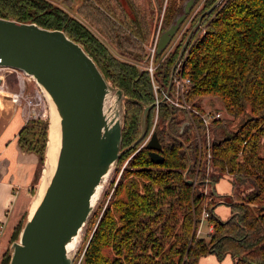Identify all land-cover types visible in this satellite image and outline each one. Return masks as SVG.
I'll list each match as a JSON object with an SVG mask.
<instances>
[{
	"label": "trees",
	"instance_id": "16d2710c",
	"mask_svg": "<svg viewBox=\"0 0 264 264\" xmlns=\"http://www.w3.org/2000/svg\"><path fill=\"white\" fill-rule=\"evenodd\" d=\"M123 1L120 12L127 15L125 19L116 20L97 0H83L77 12L128 60L114 55L84 23L56 5L70 7L76 0H0V17L62 30L84 48L126 98L121 143L125 149L140 135L143 107L153 105L154 96L147 71L139 69L146 58L143 44L150 26L133 0ZM213 1L204 0L201 11ZM177 3L168 0L163 31L181 11L182 3ZM200 26L204 32L192 34L181 57V74L190 80L184 99L200 110L203 101L213 108L217 100L235 127L228 118L211 124L208 162L198 118L160 104L154 132L163 162L153 163L146 148L134 153L136 146L122 154L119 166L128 161L74 263L80 259L79 264H197L209 254L218 260L229 254L234 264H264V0H221ZM183 38L158 64L156 79L162 87L168 83ZM153 119L154 107L146 115L145 134ZM26 120L17 143L21 151L37 156L39 171L47 121ZM190 121L198 128L200 147ZM224 175L230 178L233 200H224L230 213L221 220L214 208L222 202L216 201L211 184ZM206 186L208 192L203 190ZM203 220L211 225L204 235L197 233ZM7 261L3 255L0 264Z\"/></svg>",
	"mask_w": 264,
	"mask_h": 264
},
{
	"label": "water",
	"instance_id": "95a60500",
	"mask_svg": "<svg viewBox=\"0 0 264 264\" xmlns=\"http://www.w3.org/2000/svg\"><path fill=\"white\" fill-rule=\"evenodd\" d=\"M220 1L216 0L202 12L185 36L169 72L166 93L192 34L201 19ZM194 3L195 0L183 1L181 11L160 35L157 55L166 49ZM0 68L21 71L31 77L47 104L48 128L42 172L50 132L56 136L54 168L32 210L41 174L18 238L11 244L8 264H72L78 243L72 252L69 246L77 239L79 242L98 200L93 202L94 196L100 189L99 198L122 154L144 137L146 115L153 105L143 107L140 135L122 149L126 100L123 92L111 85L78 42L62 30L43 28L35 23L0 17ZM160 102L165 103L164 98ZM51 112L57 117L54 127L50 125ZM145 148L153 163L163 162L156 133L152 134ZM184 178L188 185L192 184L186 178V172Z\"/></svg>",
	"mask_w": 264,
	"mask_h": 264
},
{
	"label": "rangeland",
	"instance_id": "374dc122",
	"mask_svg": "<svg viewBox=\"0 0 264 264\" xmlns=\"http://www.w3.org/2000/svg\"><path fill=\"white\" fill-rule=\"evenodd\" d=\"M83 0H76V2L70 6L67 7L66 5H64L63 3H58L56 5H62L63 9L66 10L70 15H72L73 17H75L76 19H78L79 21H81L82 23H84L89 29L90 31H92L95 36L104 44L106 45L109 50L116 55L118 58L123 59V60H128L130 59L129 56L126 53L120 52L117 48H115L114 44L111 43V39L107 36L102 34L101 32L98 31V29L96 28V26L91 23L89 20L85 19L84 17H82L81 15L78 14L77 12V8L81 5ZM95 2V0H93ZM98 2L101 3L102 1V5L104 6H108V9H110L111 15H115L116 16V20L121 19V17H123L125 19V17H127V15H121V7L123 8L124 5V1L123 0H97ZM134 4L136 6V9L139 10L140 14L144 15L146 17V20L149 23L150 29L148 30V34H149V38L148 41H146V43L143 44L144 48L145 45H147L149 43L150 37L153 33V29L156 25V22H158L160 19L162 20V25H161V31L163 32V21H164V17H165V11H166V6L168 3V0H133ZM160 1V2H159ZM184 0H178V5H180V3H183ZM216 1V0H215ZM213 1L212 4L215 2ZM204 0H195V3L193 5V7L191 8L190 12L187 14L185 20L183 21V23L180 25V29H179V33L178 35H175L174 38L172 39V41L168 44V47H166V49H172V47H174L180 40L181 38H183V34L186 32L185 36L187 35V33L189 32V30L195 25V23L197 22V19L199 17V15L204 12L206 9L202 10V6L204 5ZM106 11V10H104ZM113 11V12H112ZM118 16V17H117ZM195 18V21H193V19ZM201 23V22H200ZM200 26V25H199ZM185 31L182 32V30ZM199 30V29H198ZM196 32V31H195ZM194 32V33H195ZM193 33V34H194ZM181 34V36H180ZM185 36L182 40V43L185 39ZM181 43V44H182ZM181 46V45H180ZM166 52V51H165ZM19 76L22 77V80L24 82L25 85V92L29 95V97L31 98L32 102L35 104V112L32 113L29 111V107L24 103L21 102L19 104H16L17 106L20 107V112L22 114V116L26 119L28 118H34V117H40L42 120H46L47 121V125H48V108H47V104L45 101H41L40 97L35 95V91L37 89V86L35 84V82L33 81V79L27 75H25L23 72L21 71H16V70H12V69H8V68H0V77L2 78V82L3 85L1 84L0 86V96H2L3 94L6 95L7 93H15L19 91V85H18V80H19ZM112 85V84H111ZM10 99H11V95H10ZM12 101V100H11ZM15 104V103H14ZM109 104V103H108ZM208 103L206 102H202V109L204 108H208ZM213 108H219L220 109V104L219 102L216 100L215 101V106ZM223 110V109H220ZM224 116L227 115L229 116L228 120L231 121V127H235V122L232 121V117H230V115H228L227 113H225L223 111ZM27 120H25L26 122ZM24 122V124H25ZM23 124V125H24ZM22 125V127H23ZM152 127V126H151ZM151 129V128H150ZM19 133V132H18ZM46 145V144H45ZM134 153H136L134 151ZM133 153V154H134ZM29 154H33V153H29ZM35 155V154H33ZM36 156V155H35ZM37 157V156H36ZM128 160H125L124 163H122L121 166H119L120 164L117 162L115 168L113 169V171L110 173V175L107 178V181L104 185V187L102 188L99 198L89 216L88 222L86 224V226L83 228L82 233L80 235V240L78 242V246L77 249L75 251L74 257H73V261L72 264H76L77 262L74 263V260L77 256V254L79 253L80 249L83 248V246L86 243V240L88 238V236L90 235L92 228L95 226L97 220L99 219L101 213L103 212V209L105 208V205L107 204L112 191L117 183L118 178L120 177V174L123 170V168L125 167L124 164L127 163ZM209 168V167H207ZM206 168V169H207ZM42 169H43V163L40 166V169L38 171V158H37V166H36V171L34 174L39 173L38 179H36L33 182V185L31 186L30 190H29V199L26 203V208L25 210H21L20 212V217L18 220V223L15 225L18 226L17 229L14 231L15 227L13 228L10 237L8 239V242L6 243L5 246V251L3 253V255H5V258L7 259L8 257V261L7 264L9 263V259H10V247L12 242L16 241L20 232V229L23 225V222L25 220V215L27 213V211L29 210V207L31 205V202L34 198V194L35 191L37 189L41 174H42ZM211 170H206V174H208ZM35 179V178H34ZM214 192H215V199L216 201L222 202L218 205L215 206L214 208V213L216 215H218V211L221 214V218L224 219L225 217V212H228L227 209H229V206L226 205V203H224L225 201L228 200H233L232 197H230L231 194V184H230V178L227 175H224L218 182H216L214 184ZM204 192H208L209 187L206 186L204 187ZM218 209V210H217ZM93 222V224H92ZM91 227V230H90ZM200 230L201 233L204 235L206 233H208L209 230V224L207 223L206 220H203L200 226ZM82 247V248H81ZM3 255L1 257V260L3 258ZM0 260V263H1Z\"/></svg>",
	"mask_w": 264,
	"mask_h": 264
},
{
	"label": "crops",
	"instance_id": "0c3cea01",
	"mask_svg": "<svg viewBox=\"0 0 264 264\" xmlns=\"http://www.w3.org/2000/svg\"><path fill=\"white\" fill-rule=\"evenodd\" d=\"M10 95L0 96V260L20 212L26 208L37 166V157L21 151L17 143L18 132L26 118ZM227 210L224 219L219 211L217 216L225 220L230 213V209ZM197 264H234V260L229 254L222 260L209 254Z\"/></svg>",
	"mask_w": 264,
	"mask_h": 264
},
{
	"label": "built area",
	"instance_id": "2783aa9c",
	"mask_svg": "<svg viewBox=\"0 0 264 264\" xmlns=\"http://www.w3.org/2000/svg\"><path fill=\"white\" fill-rule=\"evenodd\" d=\"M161 25H162V20L160 19L158 22H156V25L153 29V33L150 37L149 43L147 45H145L146 58H145L144 62L141 63L139 66V69L141 71H147L149 78H150L151 89H152L153 96H154V103H153V105H154L153 106L154 107V119H153V124H152L151 129L136 144L135 152L144 148L145 145L150 140V138L154 132L156 122H157L158 113H159V105L162 104L160 101L164 98L165 104H168L169 106H173L175 108L183 110L189 116L193 115V116H196L198 118L201 127L204 129V135L206 137V144H207V146H206L207 147L206 148V159L209 162L210 157H211V153H210V144H211L210 143V141H211L210 126L213 122L219 121L223 118H229V116H227V115L224 116L223 111L219 110L217 108L208 107V108H203L202 110L196 109V108L192 107L191 105H189L185 101L184 94L186 93V91L188 89V86L190 84V80L188 78H186L185 76H182V74H181V61H182L181 59L174 69L173 76H172V82H171L170 90L168 91V93H166L167 85L165 87H162L159 84V82L156 79V70H157L158 64L174 48V47H172V49H169V50H168V48L165 49L166 52L164 51L161 59L156 60L157 43H158V40H159L160 35L162 33ZM179 29H178V31H179ZM198 29H200L198 35L204 32L203 27L198 26L197 31H198ZM183 31H185V28H184V30H182V32ZM177 32L175 33V35H178V33L180 31L178 33ZM174 36H173V38H174ZM180 36H181V34H180ZM172 39H171V41H172ZM1 84L3 85V82ZM1 84H0V86H1ZM18 85H19V91L15 92V93H11L12 102L15 104H19L21 102H24L29 107V111L34 113L35 112V104L32 102L29 95L25 92V85H24V82L22 80V77H20V76H19V80H18ZM35 95L37 97L39 96L41 101L42 100L45 101L42 93L40 92V90L38 88L35 91ZM190 124L192 126V131L195 135V138H197V140L199 142V147H200L201 143H200V134H199L198 128H196V125L192 121H190ZM207 167H209V166H207ZM209 169L210 168H207L206 170H209ZM206 216H207V213L204 212L202 214V217L205 218ZM200 231L201 230L199 228L197 233H200ZM208 231H211V225L209 226ZM79 260L76 264H79Z\"/></svg>",
	"mask_w": 264,
	"mask_h": 264
},
{
	"label": "bare ground",
	"instance_id": "6f19581e",
	"mask_svg": "<svg viewBox=\"0 0 264 264\" xmlns=\"http://www.w3.org/2000/svg\"><path fill=\"white\" fill-rule=\"evenodd\" d=\"M56 118L57 117H56L55 113L51 112L50 113V123H51L50 125L52 127H54V125H55V121L57 120ZM54 135H55L54 132L51 131L50 132V138H49V141H48V149L46 151L45 167H44V170L42 172V178H41V182H40L39 187H38L37 196L33 200L32 210L35 208L37 202L39 201V198H40V196H41V194H42V192L44 190L46 181H47V179H48V177H49L50 173L52 172V169L54 168V165H55L56 147H55V138L54 137H56V136H54ZM99 191H100V189L98 190V193L94 196L93 202L98 199L97 195L99 194ZM77 243H78V239L75 242V244L73 243L72 245L69 246V250L71 252L76 248Z\"/></svg>",
	"mask_w": 264,
	"mask_h": 264
},
{
	"label": "flooded vegetation",
	"instance_id": "af4514ba",
	"mask_svg": "<svg viewBox=\"0 0 264 264\" xmlns=\"http://www.w3.org/2000/svg\"><path fill=\"white\" fill-rule=\"evenodd\" d=\"M153 106H154V105H153ZM153 106H152V107H153ZM153 133H155V132H153ZM135 146H136V145H135ZM135 146H134V147H135ZM144 148H145V147H144Z\"/></svg>",
	"mask_w": 264,
	"mask_h": 264
}]
</instances>
